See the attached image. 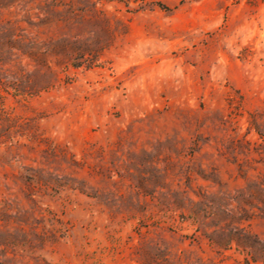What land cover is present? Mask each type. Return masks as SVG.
Returning a JSON list of instances; mask_svg holds the SVG:
<instances>
[{
	"label": "rangeland",
	"instance_id": "1",
	"mask_svg": "<svg viewBox=\"0 0 264 264\" xmlns=\"http://www.w3.org/2000/svg\"><path fill=\"white\" fill-rule=\"evenodd\" d=\"M0 264H264V0H0Z\"/></svg>",
	"mask_w": 264,
	"mask_h": 264
}]
</instances>
